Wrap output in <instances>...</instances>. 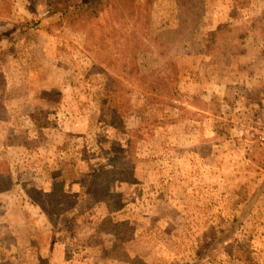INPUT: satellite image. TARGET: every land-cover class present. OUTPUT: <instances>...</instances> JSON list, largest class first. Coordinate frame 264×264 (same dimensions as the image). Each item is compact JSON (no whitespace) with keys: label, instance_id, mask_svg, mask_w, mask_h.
<instances>
[{"label":"rangeland","instance_id":"rangeland-1","mask_svg":"<svg viewBox=\"0 0 264 264\" xmlns=\"http://www.w3.org/2000/svg\"><path fill=\"white\" fill-rule=\"evenodd\" d=\"M0 264H264V0H0Z\"/></svg>","mask_w":264,"mask_h":264},{"label":"trees","instance_id":"trees-1","mask_svg":"<svg viewBox=\"0 0 264 264\" xmlns=\"http://www.w3.org/2000/svg\"><path fill=\"white\" fill-rule=\"evenodd\" d=\"M223 27H224V26H220V27L217 29V31H214V32H212L211 34H212V35H217V34H219L220 31H222Z\"/></svg>","mask_w":264,"mask_h":264}]
</instances>
